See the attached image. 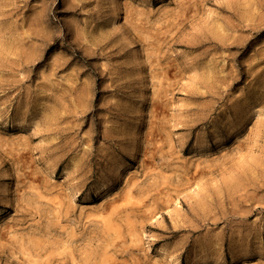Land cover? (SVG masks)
<instances>
[{
  "label": "rangeland",
  "instance_id": "1",
  "mask_svg": "<svg viewBox=\"0 0 264 264\" xmlns=\"http://www.w3.org/2000/svg\"><path fill=\"white\" fill-rule=\"evenodd\" d=\"M0 264H264V0H0Z\"/></svg>",
  "mask_w": 264,
  "mask_h": 264
}]
</instances>
